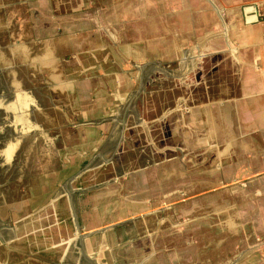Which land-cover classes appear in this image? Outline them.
Returning <instances> with one entry per match:
<instances>
[{
	"label": "water",
	"instance_id": "1",
	"mask_svg": "<svg viewBox=\"0 0 264 264\" xmlns=\"http://www.w3.org/2000/svg\"><path fill=\"white\" fill-rule=\"evenodd\" d=\"M0 264H264V76L204 0H101L0 57Z\"/></svg>",
	"mask_w": 264,
	"mask_h": 264
},
{
	"label": "crops",
	"instance_id": "2",
	"mask_svg": "<svg viewBox=\"0 0 264 264\" xmlns=\"http://www.w3.org/2000/svg\"><path fill=\"white\" fill-rule=\"evenodd\" d=\"M206 1L222 24L224 35L236 53L264 76V24L260 21L244 24L241 13L243 5L257 6L264 0ZM91 3L92 0H0V13L7 12L10 19L16 17V39L5 43L6 52ZM0 27H7L5 21L2 20ZM22 28L29 30L25 33Z\"/></svg>",
	"mask_w": 264,
	"mask_h": 264
},
{
	"label": "rangeland",
	"instance_id": "3",
	"mask_svg": "<svg viewBox=\"0 0 264 264\" xmlns=\"http://www.w3.org/2000/svg\"><path fill=\"white\" fill-rule=\"evenodd\" d=\"M98 1H101V0H92L93 3L98 2ZM204 1L207 2L206 0ZM2 20L3 22L5 21V23L7 24V27L5 28L0 27V54L2 53L5 54L6 53L5 47L7 46V44L5 43L7 41L11 42L13 41V39H16V35H17V32H16L17 28H16V23H15L16 17H12L10 19L9 16L7 15V12H5L4 14L0 13V24H2ZM27 30L29 29L22 28V31L25 33Z\"/></svg>",
	"mask_w": 264,
	"mask_h": 264
},
{
	"label": "built area",
	"instance_id": "4",
	"mask_svg": "<svg viewBox=\"0 0 264 264\" xmlns=\"http://www.w3.org/2000/svg\"><path fill=\"white\" fill-rule=\"evenodd\" d=\"M257 9V14H258V18L260 22H262L264 24V3L262 4H258L256 6Z\"/></svg>",
	"mask_w": 264,
	"mask_h": 264
}]
</instances>
